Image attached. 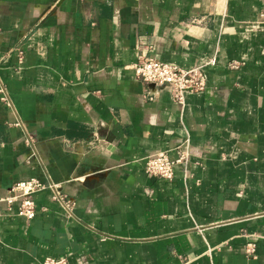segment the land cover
<instances>
[{
	"label": "crops",
	"instance_id": "obj_1",
	"mask_svg": "<svg viewBox=\"0 0 264 264\" xmlns=\"http://www.w3.org/2000/svg\"><path fill=\"white\" fill-rule=\"evenodd\" d=\"M263 11L264 0H0V199L37 177L73 201L68 212L38 191L26 220L0 200V264H264ZM139 55L216 63L178 103L136 78ZM177 145L190 153L172 179L144 171L147 153Z\"/></svg>",
	"mask_w": 264,
	"mask_h": 264
},
{
	"label": "built area",
	"instance_id": "obj_2",
	"mask_svg": "<svg viewBox=\"0 0 264 264\" xmlns=\"http://www.w3.org/2000/svg\"><path fill=\"white\" fill-rule=\"evenodd\" d=\"M261 15H264V11ZM215 63L216 56L213 55L204 57L186 68L152 56L139 55L137 61L132 64V68L136 78L151 87V92L167 87L173 100L182 103L187 91H201L205 88L206 69ZM228 65L236 68L238 61H229ZM0 93L1 99L9 104V97L2 86H0ZM25 141L32 142L30 135L25 137ZM187 147L188 145L183 149L181 145H177L174 149H156L147 153L142 157L144 171L151 176L172 179L175 165L186 162L189 157L190 150ZM170 150L176 152L175 156L170 155ZM45 189L50 191L52 199L58 201L68 212L71 211L73 201L60 190L59 183L51 179L41 180L37 177L20 179L12 184L7 194L0 200L5 203L9 211H13L23 219L30 220L36 213L34 194ZM245 252L249 256H255V243H247ZM40 264L70 263L65 256L48 255L41 260Z\"/></svg>",
	"mask_w": 264,
	"mask_h": 264
}]
</instances>
